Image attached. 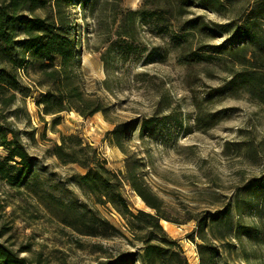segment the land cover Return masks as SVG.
I'll return each instance as SVG.
<instances>
[{
  "label": "rangeland",
  "instance_id": "rangeland-1",
  "mask_svg": "<svg viewBox=\"0 0 264 264\" xmlns=\"http://www.w3.org/2000/svg\"><path fill=\"white\" fill-rule=\"evenodd\" d=\"M83 2L69 7L79 32L77 69L85 88L111 109L107 116L85 117L74 109L46 114L40 104L46 87L36 68L20 70L28 89L4 113L36 166L21 187L0 179V241L43 264H101L123 254L134 255L131 264H144L145 243L107 201V191L98 192L102 201L82 181L88 169L64 164L54 153L63 136L72 135L122 176V184L112 176L113 191L119 188L133 211H150L125 179L128 163L137 164L165 200L172 221L163 219V227L190 264H201L197 218L225 208L232 226L208 229L220 248L218 264H264V215H257L250 195L264 176V49L252 43L245 57L247 38L226 24L242 25L254 0H231L223 13L194 3L179 22L158 21L153 7H170L157 0H92L85 8ZM49 4L35 13L49 14ZM129 10L140 14L134 37L126 39L117 32L124 31L119 20ZM22 14L32 17L28 8ZM192 18H199L194 28L187 23ZM255 31L264 34V20ZM119 38L133 44L128 55L119 52ZM5 154L0 148V157ZM250 198L254 203L244 205ZM249 226L260 235L248 236Z\"/></svg>",
  "mask_w": 264,
  "mask_h": 264
},
{
  "label": "trees",
  "instance_id": "trees-1",
  "mask_svg": "<svg viewBox=\"0 0 264 264\" xmlns=\"http://www.w3.org/2000/svg\"><path fill=\"white\" fill-rule=\"evenodd\" d=\"M51 11L45 16L35 13L38 7H46L48 0H0V148L6 153L0 157V179L5 180L13 188L26 185L34 173L35 157L29 152L21 138V131L15 128L8 120L4 111L18 99L19 93H25L26 88L20 81V70L34 65L40 77V82L46 87L40 98L43 111L46 114H57L66 110H76L88 117L97 112L108 115L111 106L95 92L88 91L83 85L78 69V35L69 7L76 0H49ZM78 1V0H77ZM80 1V0H79ZM92 0H84V8ZM151 1V0H146ZM164 2L170 8L153 7L152 13L157 15L158 21H180L187 9L194 3L206 7L216 8L223 13L226 3L231 0H157ZM249 3H251L249 1ZM156 4V5H158ZM28 8L32 17L25 20L23 11ZM45 9V8H44ZM170 14L169 17L165 13ZM129 17H122L119 21L123 32L118 31L120 37L133 38L131 29L135 28L136 17L140 12L126 11ZM199 18L187 20L192 28L198 25ZM264 20V0H254L250 4V11L245 18H241L242 25L237 20H229L227 26H236L239 36H245L248 44L244 46L245 57L250 52V44L254 43L264 49V34L255 31V26ZM240 22V23H241ZM20 34L23 38H18ZM118 39L122 43L120 53L128 55L133 44ZM117 41V42H118ZM126 130L122 131L123 137ZM127 137L129 134L126 135ZM77 140L71 144V141ZM82 140L76 136H63L62 143L57 144L54 153L64 163H79L88 169L82 181L94 193L106 190L107 201L112 202L119 212L127 219L134 231L135 237L145 243L142 256L144 264H190L184 254L182 246L173 239L164 229L162 220L172 221L165 211V200L160 197L139 172L137 164L128 163L125 179L143 199L150 211H133L128 205L119 188L113 191L112 176L122 184L123 178L106 167V161L97 158L96 150L93 155L87 154L86 146L81 145ZM120 148L126 152L123 143L118 142ZM120 174H122L120 172ZM112 193V194H110ZM251 197L257 202L254 208L257 215H264V176L258 178L252 186ZM98 198L103 200L102 195ZM254 199L246 201L244 205L250 206ZM221 224L230 228L233 215L229 208L210 216L197 218L196 234L202 240L198 244L201 264H218L220 248L210 242L208 229ZM248 236H259L258 230L253 226L245 228ZM238 233L241 227H238ZM141 233H145L141 235ZM264 235V234H263ZM2 237V234H0ZM133 254H123L108 262L101 264H131ZM31 258L22 257L20 251L13 250L11 246L0 241V264H43Z\"/></svg>",
  "mask_w": 264,
  "mask_h": 264
},
{
  "label": "bare ground",
  "instance_id": "bare-ground-1",
  "mask_svg": "<svg viewBox=\"0 0 264 264\" xmlns=\"http://www.w3.org/2000/svg\"><path fill=\"white\" fill-rule=\"evenodd\" d=\"M163 222L166 223V224H169V221H167V220H163Z\"/></svg>",
  "mask_w": 264,
  "mask_h": 264
}]
</instances>
